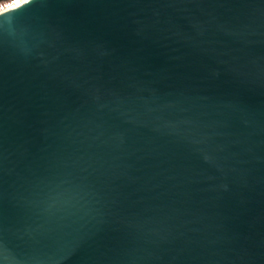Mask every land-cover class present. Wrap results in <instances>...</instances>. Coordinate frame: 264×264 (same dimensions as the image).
<instances>
[{"label":"water","instance_id":"95a60500","mask_svg":"<svg viewBox=\"0 0 264 264\" xmlns=\"http://www.w3.org/2000/svg\"><path fill=\"white\" fill-rule=\"evenodd\" d=\"M13 9L0 264H264V0Z\"/></svg>","mask_w":264,"mask_h":264},{"label":"snow or ice","instance_id":"6c2138e0","mask_svg":"<svg viewBox=\"0 0 264 264\" xmlns=\"http://www.w3.org/2000/svg\"><path fill=\"white\" fill-rule=\"evenodd\" d=\"M29 0H11V4L5 6H0V12L6 11L10 8H20L22 5L28 4Z\"/></svg>","mask_w":264,"mask_h":264},{"label":"built area","instance_id":"2783aa9c","mask_svg":"<svg viewBox=\"0 0 264 264\" xmlns=\"http://www.w3.org/2000/svg\"><path fill=\"white\" fill-rule=\"evenodd\" d=\"M11 4V0H6V1H2L0 2V6H5L7 7V5ZM10 9H13V8H10ZM9 10V9H8ZM7 11V10H6ZM6 11H3V12H6Z\"/></svg>","mask_w":264,"mask_h":264},{"label":"clouds","instance_id":"9594fccd","mask_svg":"<svg viewBox=\"0 0 264 264\" xmlns=\"http://www.w3.org/2000/svg\"><path fill=\"white\" fill-rule=\"evenodd\" d=\"M30 2H31V0H29V3H30ZM7 11L15 13L16 10H14V9H9V10H7ZM0 15H5V13H4V12H0Z\"/></svg>","mask_w":264,"mask_h":264}]
</instances>
